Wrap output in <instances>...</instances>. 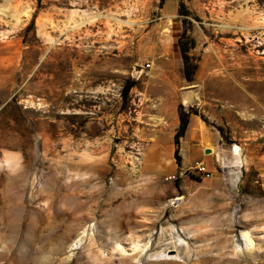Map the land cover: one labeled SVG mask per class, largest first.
Returning a JSON list of instances; mask_svg holds the SVG:
<instances>
[{
	"label": "rangeland",
	"instance_id": "obj_1",
	"mask_svg": "<svg viewBox=\"0 0 264 264\" xmlns=\"http://www.w3.org/2000/svg\"><path fill=\"white\" fill-rule=\"evenodd\" d=\"M162 3L0 0V264H264V0H182L176 74ZM183 114L210 178L175 168Z\"/></svg>",
	"mask_w": 264,
	"mask_h": 264
},
{
	"label": "crops",
	"instance_id": "obj_2",
	"mask_svg": "<svg viewBox=\"0 0 264 264\" xmlns=\"http://www.w3.org/2000/svg\"><path fill=\"white\" fill-rule=\"evenodd\" d=\"M182 0H178L176 5H174L173 8L169 10L168 6L165 3V0H163V3L161 5V21L158 22L159 27L161 28V25L164 26V30H168L167 33H163L162 39L164 40V48L161 50V62H165L166 65H168L169 69L173 70L174 73L176 74L177 69L182 65L180 63L181 61V55L179 54V49L176 44V39L183 29V24L179 18L180 16V4ZM164 56V57H163ZM150 62V61H149ZM152 65L151 67L147 68L145 65L142 69V71L148 69V72L153 71L154 76H161L163 75L162 72L157 71L156 68H154V62H151ZM157 69L159 68L158 65L155 66ZM167 78L165 80L167 82H170L172 79L171 74L168 76L165 74ZM196 85V83H193L191 86ZM176 87V86H175ZM190 87V86H189ZM153 89V96H155V92L157 91L156 88ZM168 95L171 97L170 102H175L173 103L176 104L177 100L173 99L175 90L174 89H167ZM172 116H168L169 119L173 118L174 121L178 122L179 121V116H177V111L175 109L174 113L171 114ZM161 116V115H159ZM185 135L187 139L185 142L182 144V150L187 152L183 155L181 158L179 151H180V145L177 146L178 149V154L179 158L176 163V167H181L183 168L185 164L192 163L191 165L193 166L197 162H206L207 165L209 166V169L212 171L213 169L211 168L212 160L215 158V152L217 151V141L212 140V135L214 136L213 130L206 125V122L200 117V115H195L192 114L190 115V120H189V125L187 127V130L185 132ZM151 144V143H150ZM219 144V142H218ZM151 153H152V158L155 161L162 162L161 156L162 152L166 149V146L175 149V145L171 144L170 141L164 142L160 138H155L153 140V143L151 144ZM220 146H222V143H220ZM211 148L212 152L207 153L206 149ZM177 152V150H176ZM174 168V171L177 169ZM173 171V172H174ZM213 172V171H212Z\"/></svg>",
	"mask_w": 264,
	"mask_h": 264
},
{
	"label": "built area",
	"instance_id": "obj_3",
	"mask_svg": "<svg viewBox=\"0 0 264 264\" xmlns=\"http://www.w3.org/2000/svg\"><path fill=\"white\" fill-rule=\"evenodd\" d=\"M151 65H152L151 62H147L145 66L149 68L151 67ZM193 170L197 175H200L204 178H210L213 175V172L209 169V166L207 165L206 162H197L196 164H194ZM168 179L169 180L177 179V175L171 174L168 176Z\"/></svg>",
	"mask_w": 264,
	"mask_h": 264
},
{
	"label": "trees",
	"instance_id": "obj_4",
	"mask_svg": "<svg viewBox=\"0 0 264 264\" xmlns=\"http://www.w3.org/2000/svg\"><path fill=\"white\" fill-rule=\"evenodd\" d=\"M38 1H39V9H41V8H42V4H41V1H42V0H38ZM182 5H183V4H182V2H181V4H180V9L182 8ZM187 57H188V56H185V59H186ZM132 86H134V84L127 85L126 88H125V90H124V92H123V95L126 96V94H128V91H129L130 87H132ZM188 124H189V117H188V115L183 114V115L181 116L180 130H179V132H178V134H177V136H176V143H177V145L180 144V138H181L182 136L185 135V132H186L187 127H188ZM177 154H178V149H177Z\"/></svg>",
	"mask_w": 264,
	"mask_h": 264
},
{
	"label": "bare ground",
	"instance_id": "obj_5",
	"mask_svg": "<svg viewBox=\"0 0 264 264\" xmlns=\"http://www.w3.org/2000/svg\"><path fill=\"white\" fill-rule=\"evenodd\" d=\"M25 14H26V11H25ZM27 15H29V13H27ZM20 16V15H19ZM20 20V18H18V21ZM212 150V149H211ZM235 151H236V153L238 154L239 153V146L238 145H236V147H235ZM182 197H178V199H181Z\"/></svg>",
	"mask_w": 264,
	"mask_h": 264
},
{
	"label": "water",
	"instance_id": "obj_6",
	"mask_svg": "<svg viewBox=\"0 0 264 264\" xmlns=\"http://www.w3.org/2000/svg\"><path fill=\"white\" fill-rule=\"evenodd\" d=\"M206 152H207V153H211L212 150H211L210 148H208V149H206Z\"/></svg>",
	"mask_w": 264,
	"mask_h": 264
}]
</instances>
